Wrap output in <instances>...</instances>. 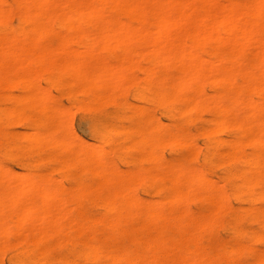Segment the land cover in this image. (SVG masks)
Masks as SVG:
<instances>
[{
    "label": "rangeland",
    "instance_id": "obj_1",
    "mask_svg": "<svg viewBox=\"0 0 264 264\" xmlns=\"http://www.w3.org/2000/svg\"><path fill=\"white\" fill-rule=\"evenodd\" d=\"M9 1L10 6L6 5V8L8 6V8L16 9V12H14L15 17L10 21V25L18 26L20 24L18 15L21 11V6L17 3L18 0ZM189 1L197 2V4L201 6H204L207 2L206 0ZM215 1L221 8L225 9V7L234 3V1L245 4L250 0ZM108 9L109 8L100 16L102 21L118 20L119 18V20L127 21L133 27L139 26L137 21L130 20L120 10L112 12L111 9ZM187 18L188 21L191 22L195 19V16L191 15ZM259 25L260 32L258 38L260 40H240L238 43L233 44H195L194 36H192L193 32L181 27L173 28L171 33L174 37H184V39L187 40L186 48L189 50H198L206 59L216 60L217 65H221L220 68L231 64L227 59L228 52L232 49H240L241 53L239 58L240 61H242L243 68L247 69L251 64L254 65L255 72L253 73V78L261 83L262 93L256 94V92L247 86H243L240 82L232 85L231 89L234 92L240 93L242 97L248 100L253 99L262 103V114L264 117V99H262L264 98V60L259 61L256 55H254L255 52L253 53L256 49L264 50V44L262 43V41H264V19L259 22ZM83 26L88 30L90 29V31L95 30L93 25L87 27L86 25ZM53 28L58 35H64V33L65 35L69 34V29L62 27L58 23L54 24ZM3 29L4 27L0 24V30ZM10 40L9 38L8 41ZM20 42L24 43L25 38H21L18 42L17 45H19V48L13 59H22L24 57L23 54H25L24 60H32L33 54L23 50L24 46ZM43 44L48 47L59 46L58 40L51 38L45 39ZM173 44V39H170L167 43L169 47ZM256 44H263V47ZM74 46L83 50L82 45L75 44ZM257 46L258 48H256ZM20 51L23 54H19ZM114 53L116 56L113 57L112 54ZM122 54L123 52L121 50L115 52L105 51L100 55V60H108L115 63L120 59ZM129 56L132 57L131 59L134 62L139 63L140 68L134 69L130 77L121 78L119 80L123 86H126V90L125 88L122 91L118 90L115 93V99H112L110 97L112 90L106 87V98H104L103 103L96 107L93 106V108L85 106L86 101L92 97V93L82 92L77 89L72 84V77L69 70L53 71L50 68L43 67L37 69L35 66H31V71L29 68H21L16 71L14 73L16 76L15 79H1L4 84L0 86V165L6 170H11L9 171V179L6 181L16 186L20 183L25 174L35 179H40L42 175L48 176L51 182L42 183L41 188L44 187V193L49 190L57 192L58 200L56 204H51L50 206L55 213L60 211L59 207L61 206V210L64 212L62 223L65 225L64 228L60 230L48 228L45 230L44 235L39 231L40 227L38 225L31 224H26L12 233H1L0 243L3 245L0 244V264H16L18 260L22 259L26 264H130V262L123 259V257L128 254H133L137 258L135 264H154L151 261V256L147 253L148 244H154L156 254L160 258H164L165 261L170 264H176L177 253L179 251L176 245H178L184 236L197 238L198 250L196 253H191L192 247L189 242L183 249V253L188 256L192 263L203 260L204 264H214L212 260L214 259L216 264H264V240L256 237L257 230L258 232H264L262 223L256 217V215L260 213L264 219V199H258L256 201L251 200L252 191H261L264 187H254V190L242 188L240 186V181L242 179L241 174L243 172L242 170L246 167L243 166L244 164L241 161H234V164L226 157L229 150L228 143L237 135L236 128L234 126H228L222 130L212 131L217 140L214 145L216 149H213L216 151L214 155L206 159L208 139L201 135V131L203 126L209 130H213L216 127L220 118L216 109L208 107V109L206 108L207 110L202 108L192 112L185 111V114H182L184 116H182V109H185L182 102H175L172 104L169 111L161 104H156L154 106L144 101L135 100V93L147 87V83L144 80L143 69L151 65V59L149 57L141 58L136 53L129 54ZM244 58H246V60ZM79 59L84 63L96 65L97 59H93L92 57L81 56ZM223 62L224 65H222ZM157 66L155 70L157 86H168L176 79L175 77L181 75V70L177 65L170 64L166 68V71L159 65ZM27 71L32 72V74L37 77L36 82L40 83V86H37L36 89L46 91V93L50 95L47 102L48 105L50 107L53 106L52 108L67 111V123L57 124L56 126L50 125L49 127L57 131L56 133L60 137L75 139L76 136L74 135H77V137L81 136L80 138L86 142L88 141V144L94 147H100L101 150H104L103 153L107 165L116 168L113 177L115 183H119L118 188L121 192V196L117 198L116 201L118 204L125 194H129L131 197L133 196L132 199L134 200H141L144 202L145 208L135 210L138 214L134 220H130L129 217L119 219L122 225V230L119 233L110 229L114 214L108 211L106 207L107 202L110 200L108 189L113 186V183H101L99 177L95 176L92 172L73 165L74 159H76V156L79 154L78 147H74L72 150H63L62 148H52L50 146L47 148L45 147L43 150L28 148L29 142L27 136L24 135L30 133L33 124L32 121L16 120L12 116L6 114V109L12 106V103L6 100L8 94L14 97H26L27 94L29 95L32 92V90L26 89L23 82L19 79L22 74H25ZM59 74L64 81L61 84L55 82L56 75ZM64 75H67L69 78ZM163 77L165 78L162 80ZM9 81L12 82L11 87L7 86V84L9 85ZM61 89L63 90L61 91ZM202 89L207 95L214 97L213 100L216 104L220 105L226 103V100L221 98V95L224 93V87L214 83L212 79H207L203 83ZM143 92L146 95H150V91L148 90ZM23 94L26 95L23 96ZM83 99H86V101L83 102ZM128 102H135L139 107L128 108ZM142 110L148 113L153 121L162 123V127L154 132L160 138L168 140L170 132H176L182 135L185 141L191 140L192 146L185 145L184 143L174 144L170 141H166L157 148L162 162L167 163V165L180 166L185 172V176L188 179L187 185L190 187V190L181 200L172 201V196L177 186L166 179V170L158 167V164L155 162L142 160L143 150L134 149L131 146L132 141L140 140V136L133 131V128L135 127L134 124L138 123V117ZM246 110L236 114L238 116L242 114L239 117L250 115V110ZM187 117H191V122L187 120ZM42 121L44 122L43 118ZM146 125L147 123H143V126ZM196 125L201 126L197 128ZM114 127L118 128V131H114ZM165 127L166 131H164L165 129L163 130ZM68 133L69 135H67ZM233 134L234 136H232ZM105 135L109 140L104 143L103 139ZM95 144L99 145L97 146ZM126 146H129L130 149ZM12 147L16 148L13 149ZM14 151H16L17 154ZM241 151L248 157H254L256 155L264 157V146L259 148L250 142H245ZM251 151L253 153H250ZM51 153H54L55 156ZM131 154L133 157H131ZM50 157L53 160L50 159ZM196 164L199 165V169H194V165ZM241 165L243 166L242 168ZM54 166H59L58 169L61 170L54 168ZM156 168L158 170L162 169L163 171H158ZM228 170H232L236 173L230 180L226 179ZM76 172L78 174H76ZM147 172H153L154 174L153 176L147 177L144 175ZM15 173H17L18 176ZM139 173L141 174L140 176H143L140 177ZM21 174L23 175L20 176ZM199 174L209 179L210 183L196 182V178ZM247 177L253 178V176L249 174ZM191 183H195V186ZM79 184H83L87 187L89 186L92 190L78 189ZM218 185H221L223 188H220L221 186ZM0 190H2V188H0ZM216 191L222 193V197L215 196L213 198H207L205 195L208 192H214V194L216 193L217 195L218 193ZM155 199L159 200L155 202ZM160 200L163 201V204ZM219 200L222 201V204L218 207ZM50 201L52 202V200H47L43 195H37V193H35L34 198L30 199V201L26 200L25 202L28 205L37 207L45 203L49 204ZM155 203L156 205H154ZM7 208V210H10L9 206H7ZM147 208H153L156 212L163 215L166 220L146 221L145 213ZM127 209L129 211L134 210L133 203H129ZM9 218L10 213H7L5 217L3 216L1 218V221L8 219V226H13ZM218 220H221V223ZM176 221L180 224L183 222V224L186 225V229L183 232L173 224ZM82 226L83 228H80ZM241 230L243 233H241ZM1 231L3 230L0 229V232ZM247 233L250 234L247 236ZM23 234L25 238L21 241L19 238L24 237ZM33 237L39 239L37 245L33 246L28 241L24 243L25 239ZM6 241H9L7 242L8 245L5 243ZM15 242L21 245L18 243L15 244ZM5 245L6 247H3ZM174 247L176 248L173 250ZM171 249L173 250V255H170L172 253ZM16 251L17 253H15ZM131 251H133V253ZM109 252H112L116 256V260L113 263L107 261L106 256ZM91 254H95L97 257H91ZM210 254L214 257L210 256Z\"/></svg>",
    "mask_w": 264,
    "mask_h": 264
},
{
    "label": "bare ground",
    "instance_id": "obj_2",
    "mask_svg": "<svg viewBox=\"0 0 264 264\" xmlns=\"http://www.w3.org/2000/svg\"><path fill=\"white\" fill-rule=\"evenodd\" d=\"M206 1V4L203 2L205 5L201 6L197 4V2L189 0H18V2H16L21 6V11L18 15L20 24L18 26H12L10 25V21L13 17H15L14 12H16V9L8 8V6L6 8V5L10 4L9 0H0V24L4 27L3 30H0V86L4 84L1 79H15L16 76L14 73L21 68H29L30 70L31 66H35L37 69L44 67L50 68L53 71L69 70L72 77V84L82 92L92 93V97H90L88 101L83 99V102L86 101L85 106L93 108V106L96 107L103 103L104 98H106V87L112 90V94L110 96L112 99H115V93L118 90L122 91L124 88L126 90V86H123L119 80L121 78L130 77L134 69L140 68L139 63L134 62L129 54L136 53L141 58L149 57L151 59V65L143 69L144 80L147 83V87H145L144 90H138L135 93V100L144 101L148 104H153L154 106L156 104H161L169 111L172 104L175 102H182L185 109H182V112L180 111L181 115L185 114V111L192 112L202 108H215L220 116L219 121L217 120L218 122L216 127L213 130H209L203 126L201 131V135L208 139L206 159L214 155V152L216 151L213 149H216L214 148V145L217 140L212 131L222 130L228 126H234L237 130V135L228 143L229 150L226 157L233 163L234 161H241L244 164L243 166L246 167L242 170L243 172L241 174L242 179L240 181V186L247 190H254V187H264V157L259 155L248 157L241 151L245 142L253 143L259 148L264 146V117L262 114V103L253 99L248 100L247 98L242 97L240 93L234 92L231 89L232 85L240 82L243 86H247L256 92V94L262 93L261 83L253 78V73L255 72L254 65L251 64L247 68L248 70L243 68L242 61H240L239 58L241 50L236 48L232 49L228 52L229 54H227V59L231 64L220 68L221 65L218 66L216 60L206 59V57H204L198 50H189L186 48L187 40H185L184 37H174L171 33L173 28L180 27L191 31L193 32L192 36H194L195 44L215 43L216 45H221L226 43H238L240 40H260L258 38L260 32L259 22L264 19V0H250L245 4L234 1V3H231L229 6L225 7V9L221 8L215 0ZM107 8L111 9L112 12L120 10L130 20L137 21L139 26L133 27L127 21L119 20L118 17H116L118 20L113 19L110 21H102L100 16L106 12ZM191 15H194L195 19L189 22L187 17ZM57 23L62 27L69 29V34L65 35L64 33V35H58L53 28V25ZM83 25H86V27L93 25L95 30L90 31V29H86ZM9 38L11 39L10 41H8ZM21 38H25V42L20 43L24 46L23 50L33 54L32 60H24L26 55L21 53V51L19 54H23L24 57L22 59H13L19 48V45L17 44ZM48 38L58 40L59 46L48 47L44 45L43 41ZM170 39H173L174 41V44L171 47L167 45ZM262 43L264 44V41H262ZM75 44L82 45L83 50L76 48L74 46ZM263 44L256 45H261L263 47ZM258 46L256 48H258ZM117 50H121L123 52L117 62L113 63L108 60H100V55L103 52H115ZM253 53L259 61L264 60V50L256 49ZM112 55L113 57L116 56L115 53ZM81 56H89L93 59H97L96 65L80 61L79 57ZM244 59L246 60V58ZM170 64L177 65L181 70V75L179 77H175L176 79H174L168 86H157L155 78V70L158 67L157 65L164 68L166 71V68ZM222 65H224V62ZM30 71L22 74L19 79L23 82L26 89L32 90V92L30 91L31 94H27L26 97H14L9 94L8 97L5 96L7 97L6 100L12 103V106L6 109V114L12 116L16 120L32 121L33 124L30 133H27L28 135H24L27 136L29 142V145L27 146L28 148L43 150L45 147L47 148L50 146L52 148L72 150L74 147H78L79 154L76 156L77 158L74 159L73 165L92 172L95 176L99 177L101 183H113V186L108 189V196L110 200L107 202L106 207L108 211H111L114 214L110 229L119 233L122 230V225L120 224L119 219L129 217L130 220H134L138 214L135 210L145 208L144 202L141 200H134L132 199L133 196L131 197L129 194H125L122 196V200L118 204L116 201L117 198L121 196V192L118 188L119 183H115L113 177V173L116 171V168L107 165L104 158V150H101L100 147H94L88 144V141L86 142L80 138L81 136L77 137V135L73 134L76 136L75 139L60 137L57 135V131H54L49 127L50 125L56 126L57 124L67 123V111L52 108L53 106L50 107L48 105L47 102L50 95L46 93V91L36 89L37 86H40V83L36 82L37 77ZM164 78L165 77H163L162 80ZM207 79H212L214 83L224 87V93L221 95V98L226 100L225 104H216L213 100L214 97L207 95L204 92L202 85ZM11 81H9V85L7 84L8 87H11ZM55 82L57 84L64 82L60 74L56 75ZM62 90L63 89H61V91ZM145 90L150 91V95H146L143 92ZM24 95L26 94H23V96ZM138 107L137 103L128 102V108ZM246 109L250 110V115H243V117H239L242 114L239 116L236 114ZM42 118L44 119V122L42 121ZM187 120L190 121L191 117ZM143 123H147V125L143 126ZM134 125L135 127L133 128V131L140 136V140L132 141V148L143 150L142 160L155 162L158 164V167L166 170V179L177 186L174 190L172 201L183 199L190 190V187L187 185L188 179L185 176V172L180 166L167 165V163L162 162L157 152V148L166 141H170L174 144L184 143L185 145L192 146L191 140L185 141L184 137L176 132H170L168 140L160 138L154 132L162 127V123L153 121L144 110L140 112L138 123ZM198 126L196 125L197 128ZM113 130L118 131V128L114 127ZM163 130L166 131V127L163 128ZM67 135H69V133ZM232 136H234V134ZM108 140L109 138L105 135L103 142L105 143ZM95 145L98 146L99 144ZM126 147L130 149L129 146ZM14 152L16 153V151ZM250 153L253 152L251 151ZM51 154L54 155V153ZM131 157H133V155ZM50 159L52 158L50 157ZM243 166L241 165V168ZM54 168L58 169L59 166H54ZM194 169H199V165H194ZM163 170L161 169L158 171ZM9 171L11 170H6L2 165H0V188H2V190H0V229L3 230L0 232V236H2L1 233H12L13 231H17L26 224L38 225L40 227L39 231L43 233L42 235L45 234L44 232L48 228L58 230L64 228L65 224L62 223L64 212L61 210V206L59 207L60 211L57 213H55L50 206L51 204H56V201L58 200L57 192L49 190L44 193V187L41 188L42 183L51 182L50 178L42 175L40 179H35L27 176L26 174H21L20 176L23 175L22 180L18 185L14 186L11 182L6 181L9 179ZM15 174L18 176L17 173ZM76 174L78 173L76 172ZM153 174V172H147L144 175L150 177L153 176ZM248 174L253 176V178H248ZM140 175L141 174L139 173V176ZM235 175V172L228 170L226 173V179L230 180V178ZM196 179V182L210 183L209 179H206L201 174H199ZM81 188L92 190L89 186L87 187L83 184H79L78 189ZM220 188L223 187L221 186ZM253 192L254 191H252L251 194L252 201L264 199V189L261 191H255L254 193ZM35 193H37V195H43L47 200H52V202L50 201L49 204L45 203L37 207L28 205L25 201H30V199L34 198ZM205 195L207 198H213L215 196L222 197V193L220 192L217 195L216 193L214 194V192H208ZM157 200L155 202H157ZM161 202L163 204V201ZM129 203H133L134 210L129 211L127 209V205ZM221 204L222 201L219 200L218 207ZM154 205H156V203ZM7 206L10 207V210H7ZM7 213H10L9 219H11V224L13 223V226H8V219L1 221V218L3 216L5 217ZM80 217L83 218L82 216ZM256 217L260 220L262 227L264 228V219L262 218V214L258 213ZM145 220L165 221L166 218L156 212L153 208H147ZM218 221L221 223V220ZM173 224H175L181 232L186 229V225L183 224V222L180 224L176 221ZM80 228H83V226ZM241 233H243L242 230ZM248 234L250 233H247V236ZM23 236L24 237L19 238V240L23 241L22 239L25 238V235L23 234ZM256 237L264 240V232H258L257 230ZM38 240L39 239L36 237L30 239L28 238L24 240V243H26L25 241H28L31 245L35 246L37 245ZM7 242L9 241H6L5 243ZM188 242L192 247L191 253L197 252V238L184 236L178 245H176L179 250L177 253L176 264L195 263H192L188 256L183 253L184 246L188 244ZM16 243L18 242H15V244ZM18 244L21 245L20 243ZM3 247H6V245ZM176 247H174L173 250ZM147 250L148 255L152 258L151 261L154 264H170L165 261L164 258H160L156 254L154 244H148ZM173 250L170 255H173ZM131 252L133 253V251ZM15 253H17V251ZM210 256L213 255L210 254ZM91 257L96 258L97 256L95 254H91ZM106 258L107 261L111 263L116 260V256L112 252H109ZM123 259L130 262V264H135L137 260L133 254H128L124 256ZM212 260L213 263L216 264L215 260ZM16 264L26 263L22 259L18 260ZM195 264H204V261L201 260Z\"/></svg>",
    "mask_w": 264,
    "mask_h": 264
}]
</instances>
